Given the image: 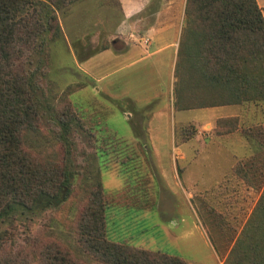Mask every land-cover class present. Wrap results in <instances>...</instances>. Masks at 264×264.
Segmentation results:
<instances>
[{
	"label": "rangeland",
	"instance_id": "1",
	"mask_svg": "<svg viewBox=\"0 0 264 264\" xmlns=\"http://www.w3.org/2000/svg\"><path fill=\"white\" fill-rule=\"evenodd\" d=\"M184 4L185 0H145L142 4L139 0H77L59 11L61 35L49 41L50 54L42 78V91L37 90L45 110L44 129L38 134L27 132L26 142L39 149L56 143L59 147L61 127L47 102L54 104L60 100L65 87L72 84L74 89L68 97L74 116L70 129L63 133L70 148L71 166L76 171L71 187L73 197L66 200L72 204L70 208L59 203L36 211L17 212L2 223V228L14 224L18 231L33 233L48 219L49 230L70 240L64 220L74 215L81 197L86 194L85 184L91 179L89 170H99L109 202L105 209L109 238L161 249L193 264H224L192 199L198 195L205 197L216 209L236 215L238 226L245 220L258 192L248 189L235 177L231 167L249 151L240 130L264 122L263 104L251 102L209 110H175L172 67L164 63L159 70L155 68L159 62L155 54L151 60L138 58L120 63V57L113 55L115 45L110 44L112 39H119L120 34L127 31L123 25L133 20L146 25L164 23L168 26H163V38L179 42ZM128 6L140 7L125 20L124 7ZM105 41L110 44L107 48L111 52L107 50L95 56L90 64L92 72L100 77L98 80L88 78L85 55ZM172 49L169 45L161 49L159 59L166 61L167 51ZM122 89L139 96L155 91L160 95L137 104L119 96ZM168 90H172L171 104ZM170 108L174 110L171 112ZM224 112L220 116L236 115L241 118L240 124L234 132L218 134L215 121L220 117L217 115ZM180 125H185L189 131L195 127L196 132L177 144L175 141L179 137L175 129ZM156 150L160 155L152 158L150 153ZM180 150L188 155L185 159L176 157L174 160L182 185L160 184L163 170L171 173L173 159L167 153ZM181 167L187 170L181 172Z\"/></svg>",
	"mask_w": 264,
	"mask_h": 264
},
{
	"label": "trees",
	"instance_id": "2",
	"mask_svg": "<svg viewBox=\"0 0 264 264\" xmlns=\"http://www.w3.org/2000/svg\"><path fill=\"white\" fill-rule=\"evenodd\" d=\"M75 1L0 0V264H193L161 249L109 238V202L99 170H89L86 194L74 215L64 220L70 240L49 230L48 219L33 233L18 231L14 224L1 227L17 212L72 204L66 200L73 194L76 171L63 135L74 116L68 97L72 84L60 100L47 102L61 127L59 147L30 146L26 134L44 129L37 90L42 91L49 41L61 35L59 11ZM110 44L105 41L96 50ZM173 74L175 110L261 102L264 111V17L256 0H185ZM240 120L220 116L215 131L234 132ZM195 132V127L189 131L180 125L175 142ZM240 132L249 151L235 160L231 171L258 192L245 220L238 226L236 215L216 209L205 197L194 196L192 202L224 264H264V122Z\"/></svg>",
	"mask_w": 264,
	"mask_h": 264
},
{
	"label": "crops",
	"instance_id": "3",
	"mask_svg": "<svg viewBox=\"0 0 264 264\" xmlns=\"http://www.w3.org/2000/svg\"><path fill=\"white\" fill-rule=\"evenodd\" d=\"M139 1H141V4H142L145 0H139ZM256 2L260 6L261 11H262V15L264 17V0H256ZM140 6H137V8H135V9H134V7H130V6L124 7L125 20H127V18L130 17L131 15H133V13L136 10H138ZM125 20L122 21L121 25L124 24ZM163 26H168V25H165L164 23H158L156 25H154V24L146 25V23L138 22V21H134V20L126 22V24H124L123 27L127 31L122 32L120 34L119 39H117V38L112 39L111 44L115 45V50L113 51V55L116 58H118V56L120 57V61H119L120 63L132 61V60H135L138 58H140L142 60H145V59L151 60L150 57L156 55L159 62L155 66V68H157L159 70L164 63L167 66L170 65V67H172V79L171 80H173V78H174L173 77V68H174V63H175L174 61H175L176 52H177L178 40H172V39L171 40H168V39L165 40L163 38L164 34L162 33V30L164 28ZM175 26L173 25L176 33H178V30L176 29ZM167 40H168V42H166ZM151 45H153L152 48H151ZM167 45L172 46L173 49L171 51L170 50L167 51V54H166L167 60L164 61L162 59H159L162 56V54L159 55V51L161 49L166 48ZM107 50L109 52H111L110 48L106 47L104 49L96 50V51L92 52L90 54V56H87V58H85V75L88 78H92V79H96V80L99 79L100 76H98L92 72V70H91L92 66L90 64H91L92 60H94V58H96L95 56H101V54L106 52ZM171 85H172V82H171ZM152 93L149 92L147 94H144L143 96L142 95L139 96L137 94H131L127 90L122 89L118 95L119 96H125L127 99H130V100H132L138 104V103H146L148 101H151L153 98H156L157 96L160 95L159 91L158 92L155 91ZM169 93L170 94L168 95V100L170 101L169 104H171V100L173 98L172 90L169 91ZM170 98H171V100H170ZM223 105H230V104H223ZM223 105L205 106V107H198V108H202V109L204 108V109L209 110L212 107L223 106ZM166 107H167V109L169 107L168 101L166 103ZM172 109L173 108H170L171 112H172ZM225 113L226 112H224L223 114H219L217 116L224 115ZM153 116L154 115L151 116L150 121L152 120ZM149 136H150V129H149ZM149 138H151V137H149ZM150 140H152V139H150ZM150 154H151L152 158L158 157L160 155V153L157 150L154 153L152 152ZM167 154H168V157L170 159L171 158L173 159V162L170 163L171 173H167L165 170H163V172H162L163 173V175H162L163 180H161L162 182L160 184H162V185L170 184L171 186L178 185V184L182 185L181 176H180L181 174L178 173V169H176V162L174 160L176 157L179 159L187 158V156H188L187 152L184 150H180V151H177L176 153H174L173 151H170ZM173 164L175 165V167L173 166ZM164 169L167 170V168H164ZM186 170H187V168H185V169L182 168L181 172H184ZM151 181H152L151 182V186H152L154 184L153 183V177L151 178ZM189 182L190 183L192 182L191 178L189 179ZM158 212H159V210H158Z\"/></svg>",
	"mask_w": 264,
	"mask_h": 264
}]
</instances>
